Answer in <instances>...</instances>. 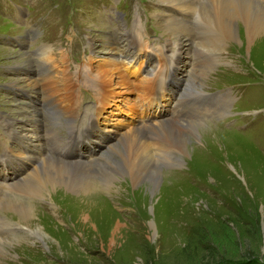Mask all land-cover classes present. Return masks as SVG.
I'll return each mask as SVG.
<instances>
[{
    "label": "rangeland",
    "instance_id": "1",
    "mask_svg": "<svg viewBox=\"0 0 264 264\" xmlns=\"http://www.w3.org/2000/svg\"><path fill=\"white\" fill-rule=\"evenodd\" d=\"M16 5L24 10L20 15H27L30 6L37 5L35 9L40 6L35 10L33 21L27 22V26L30 23L31 31H34L33 39L29 29L22 33L25 25L19 22L21 20L13 18ZM162 6L163 2L159 0H0V82L4 83L0 85V110L8 115L7 119L11 118L9 121L19 133L30 135L34 131L40 134V145L45 149L43 152L54 154L57 158L63 156L85 161L90 155L96 160L101 159L108 148L102 143L84 157L66 156L58 144L67 136L72 122L45 101L46 93L40 92L39 88H30L22 80L34 79L46 70L36 55L44 44L55 51L52 53L55 64L59 66L58 61L63 60V54L64 59L66 56L69 59L65 62L68 67L64 64L65 67L75 66L72 74L74 70L81 73V70L90 68L92 78L96 77L99 66L105 65V58H100L104 55L101 52L109 50L107 45L111 44L110 41L113 51L129 48V36L135 34L134 29L137 41L146 47L149 44L150 52L153 45L165 41L167 46L164 51L170 52L172 42L167 40L174 39V36L168 24L160 22L162 16L158 11ZM84 10H87L86 16L80 21L85 26L82 28L80 21L75 26L81 28V32L85 27L89 30L93 48H86V36L81 41L78 37L70 41L69 32L64 33L67 23L77 20ZM63 33L64 38L61 39ZM40 39L50 40L39 43ZM182 39L184 42L179 49L183 55L176 68L179 77L168 75L161 80L168 81L174 93H181L183 83L192 90L202 86L206 89L225 86L232 89L233 84L230 83H234L235 87L242 88L245 98H238L233 103V112L229 110L231 105L228 106L230 112L226 114L233 115L226 123H231L223 124L217 118L214 119L216 125L210 121L207 127H201L204 121H192L193 124L182 122L183 127L176 125L172 128L182 131L180 136L185 138L181 143L183 151L176 146L171 154L156 161L161 176L154 188L149 187L148 180L131 184L125 176H118L112 185L104 187L103 176L94 170L90 183L98 190L93 188L79 203V195L59 194L51 188L44 190V196L29 193L27 197L33 206L30 224L32 228L38 226L44 231L42 237L35 231L27 234L20 230L16 225L19 222L17 215L0 208V218L5 220L0 223V238L5 240L6 247L4 255L0 251L3 255L0 256V264H247L250 260L254 264H264V61L254 53L252 45L243 42L239 32L236 42L228 40L217 52L211 49L212 53H209L210 47L206 53L203 46L196 43L195 50H203L194 54L193 45L189 44L187 37ZM17 41L21 44L35 43L34 47L28 44L34 51L25 45L26 52ZM186 54L194 55L191 62ZM211 55H217V58L206 59ZM205 62L209 64L202 66ZM155 63L153 60L148 64L150 72ZM64 65L61 63L62 68ZM51 71L52 84L60 98L64 86H60L58 80L61 81L62 74L54 67ZM150 72L146 70L142 77ZM194 72L196 79L192 75ZM122 74L126 77L124 72ZM108 76H105L106 82L101 83V87L105 89V94L112 97L110 103L102 108L103 114L97 123L91 124V110L95 104L98 107L102 103L96 100L94 88L84 79L74 86L75 100L79 101L81 96V103L78 113L71 120L76 122L78 131L84 127L96 132L94 135H109L113 139L111 142H115V137L123 128L119 122H124L126 116H134L135 110L139 111L144 105V98L137 95L140 88L127 91L120 84L109 82ZM15 79H21V82ZM28 95L32 96V102ZM129 105L133 109L131 112ZM255 108L259 109L253 113H235L238 109ZM169 109L173 110L171 105ZM222 109L215 107L218 114L223 113ZM79 117L81 121H78ZM166 117L173 119V123L179 122L173 116ZM178 119L190 120L186 115ZM51 127L56 136L52 131V136L48 138ZM4 134L5 130L0 128V139ZM13 139L9 143L17 149L18 142ZM170 141L172 146L177 144ZM159 142L158 146L167 150V145ZM68 143L74 145V141ZM71 144H62V147H72ZM43 156L41 160H45ZM19 178L17 176L12 180ZM4 188L0 191L15 189ZM89 197L94 200V208L85 204ZM82 210L85 212L83 215Z\"/></svg>",
    "mask_w": 264,
    "mask_h": 264
},
{
    "label": "bare ground",
    "instance_id": "2",
    "mask_svg": "<svg viewBox=\"0 0 264 264\" xmlns=\"http://www.w3.org/2000/svg\"><path fill=\"white\" fill-rule=\"evenodd\" d=\"M159 1L163 2L162 8L165 10L161 12L162 18L160 19V22H166L168 24V28L172 31L173 36L179 41L178 46L184 42L182 37H187V39L190 40L192 35L187 20H178L180 16L177 15V9H182L184 10L185 15H189V13L193 12L196 13L199 31V39H197L196 43L198 46H203L206 53H208V47H210L209 53H211V49L217 52V50L221 49V46L223 47L226 41L232 40L236 42L238 40L237 34L239 32V35L244 39L243 42L245 44L249 43V45H252V50L254 53L261 56V59L264 61V4L260 0ZM163 27L165 28L166 25H163ZM133 31L135 34L129 36L131 37L129 48L124 47V50H122L123 52L121 51V56L117 54L116 51L111 50L113 49V45L110 41L111 39L108 40V42L110 41L111 43L107 45L109 50L105 51V53L101 52L104 55L100 57L105 58V65L107 67H104V64V66H99L96 77L92 78V76H90V68H86L84 70L80 69L82 71L81 73L78 70H74L72 74L70 68L68 69L65 67V65H67L65 64L67 59L63 58V54L61 56L63 60L59 59L58 66L57 63L55 64L56 61L54 62L53 58L55 51H53V48H51L50 45L44 44L38 49V53L36 55L38 57V61H41L44 64L46 70L43 71V74H39L38 77H34L36 81L32 77H26L27 79H23L22 81L30 88H39L40 92L46 93L48 96L45 100H47V102L52 105L55 110L58 109L60 112H62L67 120L75 115V110L78 105L77 99L75 100V91L73 90V86L75 85V82L81 81L82 79L86 80V82H88L89 85L94 88L96 100L102 103V106L95 107V104V108L92 107L93 112L91 110V113H95V119H92L94 123L97 122V119L101 115L102 107L106 104H109L112 97L110 94H105V89L101 87V83L105 84V76L107 75H109L108 77L110 78L109 82H112L113 84L118 83L127 91L131 89L137 91L138 88H140V91H137V94H140V96H142L143 91H148L150 87L152 89V93L148 95L145 100L149 104L150 102H157L161 94L155 92V87L157 86L156 76L149 74L142 77L147 70V63L151 61L154 56L150 55L149 52L145 50V44L137 41L136 37L138 36L135 32V29ZM256 45H258L256 47L257 49H255ZM161 59H163L162 56H159L158 60ZM61 63L63 65L65 64L63 68L61 67ZM208 64L209 62H205L203 65H201L207 66ZM201 65L199 67H201ZM161 66L162 65L159 67ZM53 67L62 74L61 81L58 80L59 85L64 86L60 98H58L56 93L57 90H54V84H52L53 79L51 75V69H53ZM122 72H124L127 78L122 74ZM69 74L71 75L69 76ZM192 75L193 78L196 79L195 72L192 73ZM116 78H118V80H116ZM198 79H200V77ZM15 80L20 81L21 79ZM146 85L147 87L145 88ZM183 85H185V83H183ZM197 85L200 86L199 81H197ZM105 86L103 87L105 88ZM29 98V101L32 102V96H29ZM233 98L234 97L230 92V88L222 89V105L220 107H223V109L221 112H226L229 108L228 106L230 105L231 109L229 108V110L233 112ZM153 107H155V105H153ZM215 107L214 112L216 116L214 119H216L218 116L220 118L222 113L218 114L215 110ZM131 111L132 108L129 105V112ZM137 114L142 115V112L140 111ZM7 116L8 115L3 117L0 114V117L5 119ZM151 116L155 121L146 128L147 131H145L146 129L144 127H138L134 119L129 120L128 118L125 123L119 122V125H123V128L120 135L117 138L115 137V142H111L113 140L111 136L99 135L98 133L96 135L92 134V137L89 135H87L85 138L84 135L82 137L80 136L81 139L79 140V145L87 147L88 151L86 154H91L92 148L89 144L90 142L98 145V142L100 141V144H105V146L107 145L106 147H108L106 149L107 152L103 153L101 159L96 160V158H91L89 155V158L87 160L85 159V161L84 159H69L63 156H59L57 158L53 156L54 154L52 155L51 153L43 152L44 148L40 145V134L38 135L34 131L31 132L30 135L22 134L19 133L13 126H9L8 129H11V133L13 134L12 137L18 140L19 147L17 151H13L11 147H9V161L1 162L0 170L2 169V166L11 162H18L17 166H14L11 163V167H15L16 169H24L27 165L28 166L26 168L29 169L27 173L20 171L12 178L8 177V181L6 180L3 182L0 180V188L5 189L4 187L8 185L15 188L9 192L0 191L1 210L6 209L17 215L19 222H16V225H19L20 230H24V232L27 234L35 231L42 237L44 231L38 226L32 228L30 224V222L33 220V206L29 203V197H27L29 193L38 196H44V192L51 188L55 193H66L75 197L79 195V203L81 202V199L84 200L85 197L87 198L93 188L98 190L97 187H94V185L90 183V178L93 177L92 174L94 170L99 172L100 176H103L104 180L102 178L101 179L103 180L104 187H109L112 185L113 180L118 176H125L124 178H127L128 182L131 184H140L141 182L143 183V181L148 180L147 183L149 184V187L154 188L158 182V178L161 176L155 165L156 161L171 154L172 149L176 146H178L183 151L181 143L185 138L180 136L182 135V131H179L178 129V131H174L171 129L176 125L181 126L182 122L184 124H193V122L192 120L182 121L180 119H176L179 120V122L173 123V119L162 115L160 108L154 109L151 113ZM10 119L11 118H9V120ZM34 120L37 121L35 118ZM34 123L39 125L37 122ZM208 125L209 121H205L204 125L201 127H207ZM118 132L119 131L116 132V136L118 135ZM170 140H173V142L175 141L177 144L172 146ZM159 141H161V143L163 142V145H167V150L161 146H158L160 144ZM178 143L180 145H178ZM68 144L71 143H67V145ZM60 148L62 147L60 146ZM75 148L76 147H74L72 151L70 150V155H75L77 153ZM13 152L18 153V155L13 154ZM42 155H45L43 156V158L45 157V160H41ZM52 158H55L56 160ZM14 159L16 160L14 161ZM24 164L26 166H24ZM93 165L96 167L93 168ZM12 170L14 171V168ZM78 174L79 176L77 181L76 175ZM87 174H90V176L88 177ZM72 175L75 176L69 178ZM17 176L20 177V180L13 181L12 179L16 178ZM123 182H125V179ZM139 191H141V189H139ZM102 201L104 202V200ZM85 204L92 208L95 203L94 200L89 197ZM83 213L85 212L82 210L81 214L83 215ZM0 219L2 220L0 223L3 224L5 220L2 218ZM105 223L107 226H110V223ZM3 241L5 240L0 238V251L4 255L6 247H4L5 244ZM1 253L0 256L2 257L3 255H1Z\"/></svg>",
    "mask_w": 264,
    "mask_h": 264
},
{
    "label": "trees",
    "instance_id": "3",
    "mask_svg": "<svg viewBox=\"0 0 264 264\" xmlns=\"http://www.w3.org/2000/svg\"><path fill=\"white\" fill-rule=\"evenodd\" d=\"M247 264H254V262L250 260Z\"/></svg>",
    "mask_w": 264,
    "mask_h": 264
}]
</instances>
